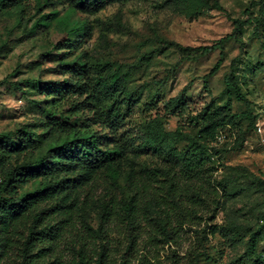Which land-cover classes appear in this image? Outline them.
Listing matches in <instances>:
<instances>
[{
    "label": "rangeland",
    "instance_id": "rangeland-1",
    "mask_svg": "<svg viewBox=\"0 0 264 264\" xmlns=\"http://www.w3.org/2000/svg\"><path fill=\"white\" fill-rule=\"evenodd\" d=\"M260 1L218 0L224 12L206 0H117L88 13L69 0H24L7 8L0 6V134L16 132L20 136L23 129L32 131L40 141L36 157L70 137L71 131L51 134L46 127L49 113L70 117L63 110L65 104L77 105L79 119L72 126L80 133L108 135L105 147L119 143L128 148L141 143L139 130L150 119L159 118L167 131L176 130L179 118L169 116L165 105L184 89L186 114L197 115L210 101L222 105L229 99L225 79L233 71L249 102L246 105L231 97L233 113L242 117L221 129L213 145L216 178L225 183L210 218L176 228L170 238L154 222L153 237L158 240L150 243L146 228L134 244L132 228L105 226L101 221L109 196L120 191L97 188L89 200L80 196L75 227L59 233L46 252L45 264L73 263L82 241L88 238V227L96 232L101 227L103 232L108 230L91 242L98 252L106 249L104 264H192L195 253L200 255L198 264H264V183L254 182L255 176L264 180V17L259 12ZM235 20L247 24L236 31ZM64 23L79 33L62 51L57 42ZM234 34L238 38L225 44L223 57L220 51L205 57L176 48L162 51L163 44L157 40L161 37L182 47L198 48ZM145 54H152V59L130 68ZM220 59L221 68L209 79L208 90L203 78ZM76 63L91 68V79L106 64L110 73L127 76L126 90L111 118L106 115L96 124L101 119L96 115L99 105L90 106L85 97L73 92L59 94L44 85L72 80ZM247 112L254 116V125L244 115ZM178 147L182 150L185 145ZM134 157V165L153 161L147 154ZM120 183L121 190L128 184L125 177ZM39 187V183H31L20 192H35ZM164 215L162 209H152L151 217L159 220ZM258 231L260 237L252 251L250 239ZM22 234L0 233L3 264L24 263L22 249L28 233ZM94 259L96 264L97 257Z\"/></svg>",
    "mask_w": 264,
    "mask_h": 264
},
{
    "label": "trees",
    "instance_id": "trees-1",
    "mask_svg": "<svg viewBox=\"0 0 264 264\" xmlns=\"http://www.w3.org/2000/svg\"><path fill=\"white\" fill-rule=\"evenodd\" d=\"M23 1L0 0V6L7 8ZM69 1L74 7L88 13L103 9L106 4L117 0ZM206 2L224 12L218 0ZM258 5L260 15L264 17V0ZM234 24L235 30L239 31L247 22L235 20ZM78 33L79 29L64 23L63 31L58 34V48L66 50L65 46H69ZM232 38L238 37L234 34L213 45L198 48L182 47L161 37H157V40L163 44L162 51L176 48L198 57L220 51L223 57L225 44ZM152 57V54L142 55L130 68H137L141 63L149 62ZM222 61L220 59L203 78L208 90L209 79L219 72ZM232 66L235 67V61ZM123 67L119 66V70ZM73 68L72 80L47 82L44 85L59 94L73 92L81 98L85 97L90 106L99 105L96 115L101 119L96 124L106 115L111 118L117 111L119 97L126 90L127 76L120 75L119 71L110 73L107 64L100 67V74L97 72L94 79L90 78L91 68L87 64L76 63ZM225 84L229 99L222 105L212 100L197 115L186 114L187 89H184L165 105L169 116L179 118L176 130L167 131L161 119H150L139 130L143 139L137 147L127 148L116 143L113 148H109L103 145L104 141H109L108 135L80 133L78 127L72 126L79 119L77 105L73 103L64 105L63 110L70 114L69 118H64L62 113H49V124L46 127L51 134L71 132L61 146L50 149L42 157H36L40 141L32 131L23 129L20 136L16 132L0 134V233L8 236L28 233L22 249L23 264H45L46 252L53 242H57L59 233L67 227H75V218H78L81 211L80 196L84 194L89 200L97 188H116L120 191L119 195L115 193L109 196L102 209L101 221L105 226L119 224L121 227L126 225L132 228L134 244H137L146 228L151 233L147 234L150 243L158 240L153 237L154 227L157 226L154 222L165 233V238H170L171 234L177 232L176 228L192 225L198 219L210 218L214 208L216 210L219 205L221 189L225 183L216 178L218 166L213 145L221 129L242 117L233 113L231 97L249 104L237 85L233 71L226 77ZM104 103L108 107L104 108ZM244 115L254 125L252 113ZM192 131H197V134H192ZM181 144L185 145L182 150L178 147ZM134 154H147L153 161L141 166L134 165ZM122 177L126 178L128 184L121 190ZM254 182L264 183V180L255 176ZM31 183H39L40 187L35 192H20ZM152 209H162L164 218L157 220L151 217ZM212 231L215 234L217 230L214 228ZM86 232L88 238L82 241L74 262L70 264H93L94 257H97L96 264H104L106 249L102 248L98 252L92 248L91 242L98 234L108 233V230L103 232L101 227L96 232L88 227ZM259 237V231L252 234L250 250L255 251ZM199 257L195 253L192 264H198ZM2 259L1 256L0 264H3Z\"/></svg>",
    "mask_w": 264,
    "mask_h": 264
}]
</instances>
